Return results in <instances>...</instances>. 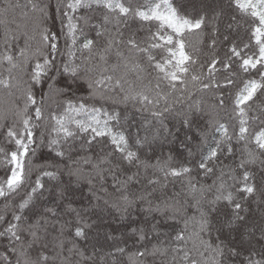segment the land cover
I'll use <instances>...</instances> for the list:
<instances>
[{"label":"snow or ice","instance_id":"snow-or-ice-1","mask_svg":"<svg viewBox=\"0 0 264 264\" xmlns=\"http://www.w3.org/2000/svg\"><path fill=\"white\" fill-rule=\"evenodd\" d=\"M0 264H264V0H0Z\"/></svg>","mask_w":264,"mask_h":264}]
</instances>
